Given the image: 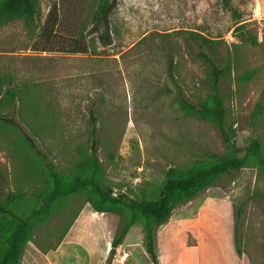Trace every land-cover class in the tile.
Here are the masks:
<instances>
[{"label": "rangeland", "instance_id": "rangeland-1", "mask_svg": "<svg viewBox=\"0 0 264 264\" xmlns=\"http://www.w3.org/2000/svg\"><path fill=\"white\" fill-rule=\"evenodd\" d=\"M101 1L35 0L30 22L0 23V98L7 87L17 92L0 102V118L12 117L42 154L0 119L1 198L15 196V209L35 205L47 190L49 164L65 177L74 173L90 153L93 123L102 184L114 194L152 196L168 166L222 152L217 128L184 114L177 101L179 91L193 103L210 91L203 52L224 69L219 89L234 141L242 147L254 137L264 147V19L254 16L253 0H115L105 27L93 24ZM32 108L39 116L29 114ZM85 198L82 190L53 203L20 264H98L102 221L86 219L73 239L79 245L57 247ZM192 199L204 217L185 241H196L201 262L210 251L212 264H264V168L221 174ZM228 231L240 249L233 246L235 257Z\"/></svg>", "mask_w": 264, "mask_h": 264}, {"label": "trees", "instance_id": "trees-1", "mask_svg": "<svg viewBox=\"0 0 264 264\" xmlns=\"http://www.w3.org/2000/svg\"><path fill=\"white\" fill-rule=\"evenodd\" d=\"M221 2L229 5L231 0ZM114 4L115 0H102L94 11L93 24L105 27ZM35 11V0H0V23L15 17H22L25 23H28L33 19ZM49 18L50 15L47 20ZM54 21V18L51 19L50 24L53 25ZM202 57L210 70V91L198 103L190 102L179 91L177 101L184 114L207 119L217 128L224 150L220 153L211 152L209 159L196 161L188 166H168L163 172L162 180L152 185L156 188L152 196L135 198L124 191L114 194L102 184L101 167L96 157V128L93 123L90 129V153L85 160L76 164L70 177L63 176L49 164L48 188L37 196L35 205L28 204L24 209H15V196L9 195L6 200H2L0 190V264H20L22 252L35 226L47 219L53 203L82 190L86 193L85 202H88L93 210L111 212L119 216V225L111 238L104 264H110L115 248L121 243L130 225L135 222L141 223L145 250L150 261L157 264L156 229L169 218L176 207L211 186L221 174L239 170L248 164L264 168V147L260 140L252 137L245 146H238L231 134L233 129L226 125L225 107L219 89L224 69L205 52ZM16 95L14 88L7 87L0 102L5 105L8 101H13ZM261 111L262 103L259 101L253 112L254 117L260 116ZM29 114L39 116V112L33 108ZM0 119L18 127L28 147L36 155L42 156L33 139L12 117L2 116ZM71 223L64 229L63 235ZM234 248L239 254L240 249L235 242Z\"/></svg>", "mask_w": 264, "mask_h": 264}, {"label": "crops", "instance_id": "crops-1", "mask_svg": "<svg viewBox=\"0 0 264 264\" xmlns=\"http://www.w3.org/2000/svg\"><path fill=\"white\" fill-rule=\"evenodd\" d=\"M253 4L254 16L264 19V0H253ZM194 205L195 201H193V199L183 203L181 206L175 208L169 218L157 227V264H212V262L207 259L212 256L210 251H205V253H203L204 255L201 257L203 262H201L198 252L199 247H196V241L194 242V239H192L190 241L192 244L185 241V237L191 235L192 224L195 223L197 225L198 222H201V217H204L201 213H197L200 212L199 210L201 207H198V211H194ZM88 218L104 223L106 243L98 261V264H104L110 248L111 238L117 228V217L111 212L93 210L88 202H85L80 207L73 222L63 235L57 247L59 248V246L68 240H70V244L76 245L77 243L73 242V239L76 238L77 232L79 233V231L85 228L84 223ZM209 221L213 223V218L210 217ZM206 222H208V220ZM224 232H226L225 229ZM227 239L232 243L231 251L235 257L233 251L234 242L229 231L227 232ZM88 243L89 242H85V246L82 247L83 250L90 251L91 246ZM135 251L141 254V259L135 256ZM123 252H126L127 256L125 260L121 262L119 261V257ZM149 261L150 259L143 243L142 225L139 222H135L130 225L121 243L115 248L114 256L110 264H153Z\"/></svg>", "mask_w": 264, "mask_h": 264}, {"label": "built area", "instance_id": "built-area-1", "mask_svg": "<svg viewBox=\"0 0 264 264\" xmlns=\"http://www.w3.org/2000/svg\"><path fill=\"white\" fill-rule=\"evenodd\" d=\"M127 256L126 252H123L122 255L119 257V261L123 262Z\"/></svg>", "mask_w": 264, "mask_h": 264}]
</instances>
